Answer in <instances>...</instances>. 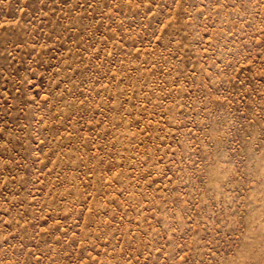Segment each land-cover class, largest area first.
Segmentation results:
<instances>
[{
    "label": "rangeland",
    "instance_id": "374dc122",
    "mask_svg": "<svg viewBox=\"0 0 264 264\" xmlns=\"http://www.w3.org/2000/svg\"><path fill=\"white\" fill-rule=\"evenodd\" d=\"M0 264H264V0H0Z\"/></svg>",
    "mask_w": 264,
    "mask_h": 264
}]
</instances>
